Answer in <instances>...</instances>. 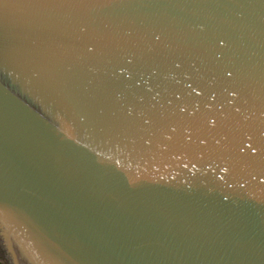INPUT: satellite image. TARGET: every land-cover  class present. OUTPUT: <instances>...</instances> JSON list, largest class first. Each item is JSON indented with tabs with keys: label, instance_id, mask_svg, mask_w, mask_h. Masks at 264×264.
I'll use <instances>...</instances> for the list:
<instances>
[{
	"label": "water",
	"instance_id": "obj_1",
	"mask_svg": "<svg viewBox=\"0 0 264 264\" xmlns=\"http://www.w3.org/2000/svg\"><path fill=\"white\" fill-rule=\"evenodd\" d=\"M2 264H264V0H0Z\"/></svg>",
	"mask_w": 264,
	"mask_h": 264
},
{
	"label": "crops",
	"instance_id": "obj_2",
	"mask_svg": "<svg viewBox=\"0 0 264 264\" xmlns=\"http://www.w3.org/2000/svg\"><path fill=\"white\" fill-rule=\"evenodd\" d=\"M0 264H2V263L0 262Z\"/></svg>",
	"mask_w": 264,
	"mask_h": 264
}]
</instances>
